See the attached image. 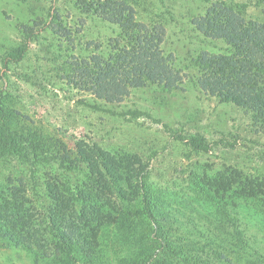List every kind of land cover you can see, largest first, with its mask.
Returning a JSON list of instances; mask_svg holds the SVG:
<instances>
[{
	"label": "rangeland",
	"instance_id": "obj_1",
	"mask_svg": "<svg viewBox=\"0 0 264 264\" xmlns=\"http://www.w3.org/2000/svg\"><path fill=\"white\" fill-rule=\"evenodd\" d=\"M220 2L246 5L247 19L264 21V0H149V10L166 22L161 48L183 72L184 84L171 91L162 86L134 89L124 102L108 103L80 87L74 66L106 57L110 41L121 37L119 25L82 11L77 0H0L1 107L17 115L12 122L19 130L60 137L73 149L78 145L92 158L102 154L107 160L69 170L57 160L36 161L25 146L23 157H1L0 210L18 225L14 230L0 220V228L19 230V236L0 237V264H49L43 258L59 235L55 223L72 210L80 212L71 200L75 195L99 194L94 179L109 188L100 192L118 201L111 164L124 168L118 186L124 183L128 198L150 190L164 203L174 222L161 224L173 240L183 242L178 225L187 216L223 237V246H229L238 225L264 260V124L249 110L206 90L194 63L201 53L229 54L224 40L207 36L199 26L207 9ZM193 138L208 149L195 150ZM139 182L145 186L134 190ZM246 182L261 193L236 195L235 188ZM209 235L195 239L199 257L193 264H229L212 257L205 261ZM38 244L47 246L45 252ZM231 259L232 264L258 262ZM166 261L188 264L174 254Z\"/></svg>",
	"mask_w": 264,
	"mask_h": 264
},
{
	"label": "trees",
	"instance_id": "obj_2",
	"mask_svg": "<svg viewBox=\"0 0 264 264\" xmlns=\"http://www.w3.org/2000/svg\"><path fill=\"white\" fill-rule=\"evenodd\" d=\"M77 1L82 11L97 14L122 29L120 39L110 41L106 57L94 56L74 66V71L80 75L81 88L108 103H122L134 89L162 86L171 91L184 84L183 72L161 48L166 22L162 14L149 10V0L145 3L143 0ZM141 12L144 17L140 16ZM245 13L246 5L236 2H220L208 8L199 22L200 30L207 36L224 40L230 51L228 55L201 53L194 63L206 90L249 110L264 124V21L247 19ZM17 118V115L7 114L0 105V158L7 153L23 157L25 146L36 161L57 160L69 170H77L80 164L92 163L95 159L107 161L102 154L92 158L81 146L71 148L60 137L45 136L31 129L19 130L12 122ZM193 140L191 146L195 150L208 149L195 138ZM110 166L114 167L111 177L117 187L118 201L113 202L105 192H100L109 188L93 179L99 186V194L88 196L83 192L71 199L80 206V212L72 210L68 218L61 216L55 223L59 235L50 243L44 261L47 257L49 264H170L166 259L174 254L180 255L184 263L193 264L194 258L199 257V243L195 239L202 240L209 232L205 261L212 257L232 264L231 258L246 263L253 258L258 262L250 264H264L238 225L233 226L229 235V246H223V237L194 225L193 218L187 216L186 222L178 225L179 230L183 229V242L180 238L173 240V235L164 231L161 224L162 221L174 222L164 203L150 190H143L141 197L135 194L134 198L133 195L128 198L124 183L118 186L122 184L124 168ZM95 173L98 175L100 171ZM212 184L217 186L216 181ZM138 185L134 190L145 186L143 182ZM235 193L251 198L257 197L261 189L246 182L237 186ZM62 204L64 202L60 201ZM0 220L7 221L11 229L17 228L14 218L1 210ZM144 225L145 231L141 233ZM108 230L111 239L104 240ZM18 236L19 230L11 232L0 228V237L17 240ZM188 237H192V241ZM37 247L45 252L47 246L38 244ZM159 257L166 259L159 261Z\"/></svg>",
	"mask_w": 264,
	"mask_h": 264
}]
</instances>
